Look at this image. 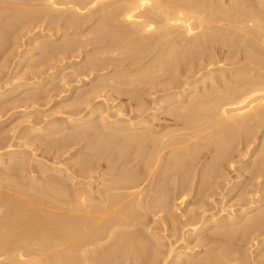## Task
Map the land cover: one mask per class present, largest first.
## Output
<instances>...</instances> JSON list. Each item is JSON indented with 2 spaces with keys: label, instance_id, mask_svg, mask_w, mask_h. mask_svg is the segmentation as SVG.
<instances>
[{
  "label": "bare ground",
  "instance_id": "bare-ground-1",
  "mask_svg": "<svg viewBox=\"0 0 264 264\" xmlns=\"http://www.w3.org/2000/svg\"><path fill=\"white\" fill-rule=\"evenodd\" d=\"M14 3L16 5L19 4L20 7H22L21 4L26 6H23L25 9H21L18 6L21 9L18 8L21 13L28 11L22 14L19 11H13L15 13L12 14V10H14L12 7V10H10L11 16L9 14L8 21L3 16L5 18L2 22V16L0 15V22L11 23V19L12 21L15 19L17 21L25 19L26 16L30 20V15L31 17L33 15V17H37L36 15H38L37 23L39 22L38 24H40L41 22V26L48 22L52 28L48 24L45 25L46 28L49 27V29L53 30V25L60 20V23L63 22L62 24L66 27H64V30H62L63 27H59L58 30L55 27L54 29L56 30H53L55 31L54 34L56 32L60 34V38L62 39L60 40V44L55 43L57 39H54L51 34L46 35V38V28L40 32L35 31L36 33L30 35L29 43L32 45L33 51L40 49L39 51L45 54V56L40 54L45 58H42L41 61L39 59L36 62L38 56H40L38 54L37 59L33 61L34 63L36 62L34 66L33 63H30V65L27 62L31 66V70L33 71L34 69L36 71H30L29 66L25 67V70L29 71L30 74L32 72L34 75L31 74V76L33 75L32 77H35V79L32 78V81L20 82V85L16 84L10 88H6V91L0 92V97H3V94L15 92L20 86H23L24 89L37 88L47 79H52L58 71L67 74L68 71H65V68L70 69L68 72L70 74L69 77L72 75L74 78L78 77L80 82L81 79L85 81L89 80L96 69H98L97 71L102 70L101 72L104 73L96 76V82L106 78V81H101V86L107 83L108 80L113 88L110 89L114 91V87H117L114 91L117 92V95L120 90L122 91V86L119 85L121 87L119 88L113 84L123 83L122 85H124V83H127L130 86L132 81H138L140 82L139 85H141L143 83L142 80L145 84L136 97H134L136 94L134 92L135 89L134 91L131 90L135 93L134 96L130 93L131 91H128L130 95L127 92V95L131 96L130 98L134 100V103L133 101L129 103L130 107L137 104V108L128 109L129 111L131 110L130 112L127 110L128 114H124L127 111L120 104L114 106V109L115 107L116 109L113 111H111L112 108L107 109L106 107L105 110L100 108L99 110L97 107L95 109L94 106L97 105L99 107V104H94L93 98L87 99L85 97L86 101L84 100L85 106L83 107H86V109L91 107L89 113L83 115L79 108L80 112H78L82 115L78 117L68 116L62 121H59L60 119L58 121H55L57 119L29 120L26 123L28 125H24L25 129L23 127L21 132L14 135V138L17 140H12L13 143L9 139L11 137H6V139L4 135L0 134L3 136V138L0 137V148H7V151L0 154V161L4 158L9 159L8 164L0 170L2 171L0 174V264H114L120 260L121 264H235L236 262L238 264L240 258L236 257L239 256L233 255L235 254L234 250L233 254L229 253L226 241V239L230 240L228 238L230 236H232L231 239H234L233 234L238 231L235 232L237 229L235 225L233 228L236 227V229L233 230L232 228L230 231L229 228L231 225L239 223L240 219L246 218L242 222L244 223L247 220V223L243 226L240 225L241 223L238 225L241 227L237 229L240 231V235L245 236L248 234V231L250 232L252 229L257 230L258 226L255 228L254 225H258L260 220L262 221V215L264 216L263 209H259L261 212L259 211V214L257 213L256 216L254 214L250 215L252 218L248 216L249 220L246 216L261 206V201H264V187H262L261 191L252 192L253 194H250L251 192L247 190L250 194L249 198L246 199L247 201L245 200V203H242V207L239 208L238 215L236 216H233V213H229L216 217L214 214H208L210 209L205 210L207 209L205 208L201 213L198 212L195 216L193 215L194 217L185 218L183 222H181L182 220L179 221L173 213L170 205V196L173 184L175 186H177L176 184H183L184 187V184L190 181L186 174L190 173L192 169L186 170L189 169L186 167L187 156H192V153L193 155L197 154L193 149L190 154L191 148L195 147L192 145L198 143L200 140H208V142L204 140L203 142L201 141L202 143L197 144L200 149L201 145L205 144L204 146H206L207 142L208 146L209 141H216L222 135L224 137L234 133H241L242 136V132L244 133L243 135L247 134L245 135V139H240L241 142H239L241 144L238 143L242 147L238 146L233 152L228 148L231 153L227 149L228 153L225 154L223 146L221 150V143L217 140L219 146L217 143L216 147H219L221 152H223L218 155L220 152L218 148H213L214 151L218 150L219 152H213L211 149L214 154L212 155L211 153L210 156L215 160H221L219 163L221 167L218 168L220 170L224 169L222 165L226 162L227 165L230 163L231 167L237 163L238 165L234 167L237 170L239 169L240 172L242 169L243 172H246V169H249L250 172L251 170L254 171L252 174L248 173L249 170L247 171V174L251 175H248L251 178L247 179V182H252L256 176L257 178L264 177V136L263 139L256 137L259 128L264 127V0H227V2L224 0H0V13H3L1 9H4L5 12V10L11 7V4L14 6ZM27 7L30 8L26 10ZM15 10L17 9L15 8ZM12 15H14V18ZM26 20L28 19L26 18ZM26 20L23 22L26 23ZM34 21L36 22V20ZM45 21L46 23L42 24ZM57 24V27L58 25L61 26V24ZM5 25L8 26L9 24H1L2 27H0V30L3 32H7L8 29L7 27L5 31L1 29ZM30 25L33 26L32 24H28V26ZM10 26L11 24L8 27ZM70 27H72L71 29L74 27L77 30L68 31ZM21 28L18 29L24 31ZM2 33L1 35H4ZM67 36L71 38L67 39ZM10 41L12 42V39ZM99 42H101V45L96 46L100 44ZM117 42H124L121 47L130 44L129 49L127 48L130 50V54L127 52V56L123 55L124 58H121L120 54L122 52L125 53V47L124 51L120 49L121 53H117L120 55V57L116 55L119 58L114 57L116 50L114 51L115 48L111 44H116ZM89 46H93L94 48H90ZM82 47L86 49L83 50ZM131 48L134 49L132 53L136 52L133 55ZM94 49H97L96 52L93 51ZM90 51H93L91 53H93V57L97 58V60L93 59ZM188 51L200 52L201 54L197 53L198 55L196 54L197 56L195 55L194 57V53L191 54ZM85 52L90 53L91 56H89L92 61L94 60L93 63L96 62L92 65V62L89 63L91 66L88 65V68L87 65H83L87 68L85 69L88 70V74L87 72H84V74L81 71V69L84 70L82 65L76 64L78 60H81L79 56ZM183 52L193 55L194 58L191 60L194 63H188L189 60H186L188 57L184 59L186 55ZM31 54L30 52L23 54L22 61L32 58ZM180 56H184V60L180 59ZM34 57L36 58L35 55ZM189 57L192 58V56ZM228 59L231 61L229 60V62ZM86 61L83 63H86ZM171 61H174V67L176 64H179V66L175 67L177 70L181 69L182 66L180 65L183 64V67H187L186 70L189 73L187 74L186 70L182 68L181 70L186 73L183 71L181 73L179 70L178 72L183 76L179 74L181 77H177L176 75L178 74L173 69L174 73L170 72V74L176 75H174V78L172 77L173 79L170 82L161 87H153L151 81L147 82L143 79L147 76L148 78L146 79H156L158 74L164 71L162 67H169L170 63H172ZM3 63L4 61L0 62V64ZM45 65L46 67H43ZM121 65H124L123 68ZM94 66L96 69L93 68V70L95 69L93 71L92 67ZM120 66L121 68H119ZM4 67L6 68V65ZM50 70L52 71L51 73ZM105 70L107 71L105 72ZM3 71L1 70V72ZM23 72L25 71L23 70ZM23 72L22 74L26 76V73ZM64 73L60 74L61 76L59 75L60 77L57 79V84L59 82L60 87H57L56 83L53 84L56 81H52L54 87H52V84L49 85L51 86L49 92L54 88L62 89L64 83L66 86L69 85L66 83H69L71 80H68L70 79L69 77L65 79L68 75ZM166 73L163 72L162 74L165 75ZM22 74L20 76L16 75L19 78ZM86 74L88 75L86 76L88 77L87 79L84 78ZM115 74L118 75H116L117 78L113 77ZM15 78L18 79L17 77ZM12 80L15 79L12 78ZM5 84L0 85V91L1 88L6 86ZM95 84L100 86V83ZM108 84L105 87L103 86V88H109L110 84L109 87ZM91 85L94 86V84ZM98 86L95 88V91L93 89L95 86L89 87L88 84L87 87H92L93 89H89V92L93 93L94 91L97 93ZM86 89L85 91H87ZM138 91L136 89V92ZM46 92H48V89ZM31 93L30 96L33 94ZM87 93L85 94L84 92V96ZM33 95L35 96V94ZM93 95L95 94L91 96L93 97ZM36 97H38L37 94ZM100 97L102 98V96ZM31 99L33 100L34 98L31 96ZM117 99L115 100L117 101ZM109 107L111 106L109 105ZM11 108H1L0 117H5L4 115ZM75 114L77 115V113ZM162 115L167 116L168 119L166 120L172 121V126L168 127L169 124L161 123L158 125L159 123H156ZM38 134L54 136L51 141L47 139V141L41 142V144H44L41 145L44 150H50L51 148L54 150L56 146L63 150V148L85 142L83 149L89 150H85L86 152L82 150V154L80 152V159L76 161L79 168L78 170L76 169L77 172L76 170L69 172V169L72 168L64 172L65 169L62 166L47 167L43 165V163L45 164L44 161L41 162L37 159L28 158L24 150L15 149V146H25L30 136ZM232 137L237 138L235 136ZM225 139L224 141L227 142L231 138L225 137ZM17 142L20 143L18 144ZM21 142L23 144L27 143L22 145ZM231 143L233 142H228V144ZM254 143L256 145L252 146ZM133 144H137L142 150H146L145 148L149 149L146 156L142 153L145 156L144 159L141 158V154L137 157L135 156L139 154L137 151H140V149L136 152L130 150L129 147ZM234 144H236L235 141ZM233 145L231 147L236 146ZM190 146L191 148H189ZM209 147L204 148L202 146L203 150H207L206 148H208V151L211 148ZM127 148L130 152H133L131 156L123 153ZM131 148L134 151L137 149H133L134 147L132 146ZM186 148L190 149H188L190 151L189 154L185 155L186 151L184 154L182 153L186 162L185 160L180 162L182 164L183 162L186 163L184 165L186 172L183 171L185 173L182 175L179 171L181 175L178 173V176L175 172L176 169L181 170L183 168V166L181 169L179 168V161H181L179 157H183L180 156L181 154L179 153L181 151L179 150H185ZM199 149L198 151L202 153L203 150ZM128 150H126V153L129 152ZM202 154L199 162L202 161L205 155L204 151ZM122 155L123 157H121ZM13 156H17V158ZM169 156L175 158V161L173 162V159ZM139 157L143 160V167L146 163L148 165L143 169H140L139 165H136L139 168L137 170L134 164L136 160H139ZM168 157L170 160L172 159L171 161L174 164L170 162L169 165ZM192 157L188 158H190L189 160L192 159V165L197 161V166L195 165V169L197 170L200 166L198 165L197 156H194L195 158ZM235 157L240 158V160H235L234 162L233 158ZM210 159L209 163L211 162ZM201 163H204V161ZM207 163H205L206 166L203 167V171L207 168L208 170L209 168L212 170L217 165L213 161L212 163L215 165L213 164L212 168ZM131 164L135 166L133 168L136 171H131L132 173L126 171L125 173L128 175L125 176L122 175V172H115L118 171L117 169L120 168L121 170V168ZM38 165L42 171L39 172L43 173V182L33 181L27 183L22 179L26 188L23 186L22 181L23 188H21L22 186L19 185L21 182L17 181L20 180L17 179L18 176L24 174L27 167L37 169ZM94 168L108 170L109 172L106 173L107 176L105 175L104 180L110 174H113L108 179L109 181L113 180V182L100 184L102 186H97L95 182H85L83 177L86 174L81 175V173L84 174ZM225 168L228 167L225 165ZM35 169H33L34 172L37 171ZM214 169L216 170V168ZM233 170L235 171V169ZM112 171L113 173H111ZM218 172L216 171L217 175H219ZM108 173L110 174L108 175ZM191 173L196 174L197 172ZM201 173H203L204 177H207H205L206 180L211 179L213 180L212 182L216 180L214 179L216 175L213 178V174H210L211 176L208 174L209 176H207L205 172ZM118 174L122 177H119ZM195 174L193 178L197 175ZM238 174V176L242 175L241 173ZM200 175L199 173L197 176L200 177ZM222 175L225 176V174ZM217 178L220 179V175ZM223 179L225 180V178ZM260 180L264 182V178H260ZM200 181H203V179ZM220 210L223 211L224 209ZM160 212H165L166 215L152 219V217H155ZM152 223L157 224L161 228L155 225L158 229V231H155V226ZM168 224L170 225L167 226ZM210 225H215L217 229L212 230L213 232H210L211 235L209 233L206 234L205 236L208 235L207 237L201 236L203 240L200 238L195 244L207 246L215 244L216 246L211 245L209 248L206 247L208 250L204 253H207V255H203L199 260L194 256L195 253L190 248L191 240L199 238L202 232L210 228ZM236 235L239 234L237 233ZM244 236L240 237L244 238ZM245 238H248V235ZM238 239L240 240L241 238L238 237ZM238 239L235 241H238ZM224 243H227L226 246ZM231 244L233 245L234 243ZM208 253L210 254L209 256ZM211 253L218 255L217 257L213 254L211 256ZM231 255L234 256L232 257L233 259ZM237 259L239 260L237 261ZM186 261L189 263H185Z\"/></svg>",
  "mask_w": 264,
  "mask_h": 264
},
{
  "label": "rangeland",
  "instance_id": "rangeland-1",
  "mask_svg": "<svg viewBox=\"0 0 264 264\" xmlns=\"http://www.w3.org/2000/svg\"><path fill=\"white\" fill-rule=\"evenodd\" d=\"M224 1H226L227 2V0H224ZM15 4V3H14ZM16 5V4H15ZM14 5V6H15ZM22 5V7H20L19 6V4L18 5H16L15 7L14 6H12V4H11V7H9L7 10H5V12H4V9L2 10L1 9V11L3 12V13H0V15L2 16L1 17V21L3 22L4 21V18H5V20H7L8 21V17H9V14H10V16H11V12H10V10H12V9H14V10H12V14H14L13 13V11H19L20 12V10L21 9H25L23 6H25V5H23V4H21ZM21 8H19V7ZM13 7V8H12ZM26 7V6H25ZM12 8V9H11ZM15 8L17 9V10H15ZM20 10H19V9ZM28 8H30V7H27L26 8V10L28 9ZM8 10H9V12H8ZM23 11H25V10H23ZM28 11V10H27ZM27 11H25V12H27ZM18 12V13H19ZM25 12H22V13H25ZM21 13V12H20ZM19 13V14H20ZM21 13V14H22ZM4 14V15H3ZM20 14V15H21ZM27 14V13H26ZM16 15V14H15ZM3 16H5V17H3ZM17 16V15H16ZM34 16V15H33ZM31 17V15L29 16L31 19L29 20V18L26 16V18L29 20H26V18L25 19H20V20H17L16 21V19L15 20H13L12 21V19L10 20L11 21V23H9V22H5L6 24L8 23L9 25L11 24V26L10 27H8V26H6L5 25V27L4 28H1V29H3L4 31H5V29H6V27L8 28L7 29V32L5 33V32H3V31H1V33L2 34H4V35H1V33H0V39H1V41H0V62L2 63L3 61H4V65L3 64H0V75H1V77H0V85H2V84H5L4 86V88H1V91L0 92H4V91H6L7 89L6 88H10V87H12L13 85H16V84H18V85H20V82L21 83H24V82H26V81H32V76L34 75L32 72L33 71H36V70H34L33 69V71L31 70V66H29V64L30 63H33V66H34V64H36V62H38L39 61V59H40V61L42 60V58H45V57H42L41 55H43V56H45V54L44 53H41V51H39L40 49H36V51L34 50L33 51V47H32V45H30V41H29V39H30V35H32L33 33H36L37 31L38 32H40V31H42V29L44 30L45 28H46V26L45 25H47L48 24V26H51V24H49L48 22H47V24H45V25H43V26H41V22H40V24H38L37 23V17H39L38 15H36L37 17ZM12 17L14 18V15H12ZM11 17V18H12ZM25 20H26V23H24L25 22ZM34 20H36V22L34 21ZM15 21V22H14ZM24 21V22H23ZM31 22V23H28V22ZM2 22H0L2 25L3 24H5V23H2ZM21 23H24V24H21ZM32 24L33 26H28V24ZM44 23H46V21L45 22H43L42 24H44ZM61 24V26H59L58 24ZM56 24L58 25V27L56 26V24H54L53 25V27L55 28H57V30L59 29V27L60 28H62V30H64V27H66V26H64V24H62L63 22H61L60 23V20L57 22ZM1 24H0V27H2L1 26ZM27 26H26V25ZM25 25V27H23ZM40 25V26H39ZM63 25V26H62ZM45 26V27H44ZM16 27V28H15ZM21 28V29H24V31L23 30H20V29H18V28ZM31 27V29H29ZM32 27H34V28H32ZM41 27V28H40ZM86 27V26H85ZM15 28V29H14ZM26 28V29H25ZM48 28V29H47ZM46 29H45V36L46 35H48V34H51V35H53L52 37L54 38V39H57V41H55V43H57V44H60V40H62L61 38H60V34H58L57 32H56V34H58V35H56V34H54L55 33V31H53V30H56V29H54L53 28V30L51 29L52 28V26H51V28L49 29V27H47ZM67 28H68V26H67ZM66 28V29H67ZM72 27H70L69 28V30L68 31H74V27H73V29H71ZM84 28V27H83ZM9 29H10V32H9ZM18 29V30H17ZM28 29V30H27ZM65 29V30H66ZM14 32H13V31ZM46 30H47V32H46ZM61 30V29H60ZM59 30V31H60ZM75 30H77V29H75ZM22 31V32H21ZM31 31V32H30ZM34 31V32H33ZM36 31V32H35ZM52 31V32H51ZM13 32V33H12ZM19 32H21L20 34L18 33V35H17V33ZM25 33V36H24V33ZM15 33V34H14ZM27 33V34H26ZM54 35H56V36H54ZM4 36V37H3ZM10 36V38H8ZM14 36H16V37H14ZM18 36H20V37H18ZM45 36H43V37H45ZM69 36H73V35H69ZM69 36H67L66 38L67 39H69V38H71V37H69ZM18 37V38H17ZM46 38H47V36H46ZM5 39H6V41H5ZM12 39V42L10 41ZM23 39V40H22ZM8 40V41H7ZM14 40H17V41H14ZM5 41V42H4ZM10 41V42H9ZM220 41H222V39H220ZM28 43V44H26V43ZM128 42V41H127ZM4 43V44H3ZM8 43H10V44H8ZM13 43V44H12ZM20 45H18V44ZM25 43V44H24ZM63 43V42H62ZM100 44H97L96 46H100L101 45V42H99ZM120 44V45H118V44ZM116 44H111V45H113V48H115L114 49V51L116 50V54H115V56L114 57H120V55H121V58H124V56L123 55H126V53L128 52L129 54H130V50H128L129 49V47H130V44L129 45H127V43H126V45L128 46H125V45H123L124 47H121L122 46V44L124 43V42H117ZM129 43V42H128ZM7 44V45H6ZM23 44H24V47H23ZM5 45V46H4ZM18 45V46H17ZM22 45V46H21ZM102 45H103V43H102ZM116 45H117V47L118 46H120V47H116ZM13 48H12V47ZM15 46H16V48H15ZM31 46V47H30ZM34 46V45H33ZM2 47V48H1ZM90 48H92L93 46H89ZM126 47V49H125V53H121V50L122 51H124V48ZM132 47V46H131ZM20 48V49H19ZM32 48V49H31ZM83 48V50H85L84 49V47H82ZM94 48V47H93ZM123 48V49H122ZM128 48V49H127ZM10 49V50H9ZM12 49V50H11ZM20 50V51H18V50ZM32 51H31V50ZM35 49V48H34ZM121 49V50H120ZM89 50V49H88ZM96 50L97 49H94L93 51H95L96 52ZM132 50L134 51V49L133 48H131V53H132ZM189 50V49H188ZM12 51V52H11ZM23 51V52H22ZM93 51H90V53L91 52H93ZM113 51V50H112ZM208 51V50H207ZM206 51V52H207ZM18 52H20V53H18ZM27 52H30V56L33 58H29V60H25V61H22V59H23V54H25V53H27ZM40 52V53H39ZM119 52V53H118ZM189 52V51H188ZM205 52V53H206ZM8 53H9V55H8ZM37 53V54H36ZM90 53L88 54V53H82L80 56H79V59H81V60H78L77 61V63L76 64H80V65H82V68L84 69V70H82L81 69V71H83V73L85 72H87L88 70H86L89 66H91L92 64H94V63H96V62H94L93 63V61H92V59H91V55L93 54V53H91V55H90ZM120 54V55H118V54ZM134 53V52H133ZM133 53H132V55H133ZM136 53V52H135ZM134 53V54H135ZM189 53H191V54H193L194 55V57H195V55L197 54V53H199V54H201L200 52H189ZM208 53V52H207ZM14 54V55H13ZM20 54V55H19ZM38 54L41 56V58H39L40 56H38ZM88 54V55H87ZM129 54H128V56H129ZM183 54L184 55H186V57H184V56H180L181 58L180 59H183V57H184V59H186L187 57L189 58H187L186 60H189V62L188 63H194L193 62V60H191V59H193L194 57H193V55H188V53L186 54V53H184L183 52ZM182 54V55H183ZM34 55L36 56V58L34 57ZM90 55V56H89ZM116 55H118V56H116ZM131 55V56H132ZM180 55H181V53H180ZM198 55V54H197ZM196 55V56H197ZM18 56V57H17ZM22 56V57H21ZM30 56H28V57H30ZM37 56H38V59H37ZM84 56V57H83ZM88 56V57H87ZM109 56V55H108ZM127 56V55H126ZM130 56V57H131ZM189 56H192V58L191 57H189ZM92 57H93V55H92ZM118 57V58H119ZM86 58H90V59H86ZM120 58V59H121ZM125 58H128V57H125ZM4 59V60H3ZM34 59H37L36 60V62L34 63L33 61H35ZM78 59V58H77ZM93 59H95V57H93ZM183 59V60H184ZM90 61V62H88L87 63V61ZM95 60H97V58L95 59ZM191 60V61H190ZM230 59H228V61H229ZM231 60H233L232 58H231ZM230 60V61H231ZM80 61V62H79ZM84 61H86V63H83ZM229 61V62H230ZM5 62H6V64H5ZM29 64H28V63ZM82 62V63H81ZM92 62V63H91ZM125 62H128V61H125ZM172 63H170V68L168 67V66H163L162 67V70H164V71H162L161 72V74H158V77L155 79H151V78H149V79H146V78H148V76L146 77V78H143L145 81H151V83L153 84V87H161L162 85H166V83H168V82H170L173 78H174V75H176V74H170V72L172 73L174 70H175V73H177L178 75H176L177 77H181V76H183L181 73H182V71L183 70H186L187 69V67L186 68H184L183 66V64L182 65H180V66H182L181 67V69L183 68V70H181L180 68L177 70L175 67L176 66H179V64H176V66L174 67V65H175V63H174V61H171ZM176 62V61H175ZM226 62V61H225ZM15 63V64H14ZM89 63H91V65H89ZM178 63V62H177ZM2 65H3V67H2ZM6 65V68L4 67ZM7 65H9V66H7ZM31 65V64H30ZM83 65H87V68L85 67V66H83ZM89 65V66H88ZM125 65V64H124ZM124 65H121L122 66V68H123V66ZM13 68H12V67ZM22 66V67H21ZM29 66V67H28ZM32 66V67H33ZM121 66L119 67V68H121ZM126 66V65H125ZM185 66H186V64H185ZM8 67V68H7ZM10 67V68H9ZM28 67V68H30L29 70L30 71H32L31 72V74H33L32 76H31V74H30V72L29 71H27V70H25L26 68ZM43 67H46V65L45 66H43ZM97 67V66H96ZM169 68V69H166V68ZM86 68V69H85ZM93 68H95V66L94 67H92V70H93ZM98 68V67H97ZM178 68V67H177ZM12 69H13V71H12ZM18 69V70H17ZM25 71V72H23V70ZM96 69V68H95ZM94 69V70H95ZM174 69V70H173ZM1 70H4L3 72H1ZM65 71L67 70L68 72H69V68L67 69V68H65L64 69ZM93 70V71H94ZM98 69H96L95 71H94V74H93V76L89 79V80H82L81 79V82H80V80L78 79V77L75 79L74 78V76L72 75L71 77H69L70 76V74L67 72V74H65L64 72V74L65 75H68V76H66L65 77V79H67V77H69L70 79H68L70 82L68 83H66L68 86H66L65 85V83H64V87L61 89H53L52 91H51V89H50V91L52 92H49V88L51 87V86H49V85H51L53 82L52 81H56V82H54L53 84H57V79L61 76L60 74H63L62 72H60V71H58L57 72V74L52 78V79H47L43 84H41V85H39L37 88H28V89H24V87L22 86H20V87H18L17 88V90L15 91V92H13V93H11V94H3L2 96L3 97H0V110H1V108H3V107H8V108H11V109H9V112L6 114V115H4L5 117H0V118H2V119H0L2 122H4V123H2L1 121H0V134L1 135H4V138H9V137H13V139H11V138H9L11 141L12 140H17V139H15L14 138V135H16V134H18L19 132H21L23 129V127H24V125L25 126H27L28 124H26L29 120L31 121V120H35V119H37V120H42V119H48V120H55V119H57V120H55V121H58L59 119V121H62L64 118H66V117H68V116H71V117H78V116H80V115H84L85 113H89V111L91 110V107H87L88 109H86V107H83V106H85V99L87 98H90V99H94V104H99V107L96 105V106H94L95 107V109H104L105 110V107L108 109V108H112L111 109V111H113V110H115L116 109V107H115V109H114V106H116V105H118V104H120V105H122V107L123 108H125V110L127 111L128 109H135V108H137L136 107V105L137 104H134V106L133 107H130V104L129 103H132V101H133V103H134V100H132L130 97L131 96H129L130 94H129V92L128 91H134V89H135V93L134 92H130V93H132V95L134 96V94H135V96L134 97H136L137 96V93H139L142 89H143V86H144V84H145V82L142 80V82L143 83H141V85H139V83L140 82H138V81H135V82H131V83H133V84H131L130 83V86H129V84L127 85V83H124V85H122V84H113L114 86H118L119 88H121L120 86H122V91L120 90L119 91V89H117L118 91H119V94L117 95V92H114L115 91V89L117 88V87H114V91L112 90L113 88L111 87V84L109 83V81L107 80V83H104V87L106 86V84H110V87H109V84H108V87L109 88H107V89H110V88H112V89H110V90H108V91H106L107 89L106 88H103V86H101V84H102V82L101 81H106V78L105 79H103V80H101V81H98V82H96L97 81V77L96 76H98V74L99 75H101V74H103L104 72H101L100 70L99 71H97ZM165 70H168V71H165ZM181 71V73H179L178 71ZM18 71V72H17ZM37 71H39V70H37ZM80 71V72H81ZM91 71V70H90ZM107 70H105V72H106ZM7 72V73H6ZM12 72H14V73H12ZM16 72V73H15ZM22 72L23 73H26V76H24V74H22ZM52 71L50 70V73H51ZM166 73V72H168V73H166L165 75H163L162 73ZM183 72H185V71H183ZM186 72H187V70H186ZM185 72V73H186ZM22 74V76L21 77H19L18 78V76L17 75H21ZM84 73V74H85ZM97 73V74H96ZM174 73V72H173ZM189 73V71L187 72V74ZM17 74V75H16ZM28 74H29V76H30V78H29V76H28ZM83 74V75H84ZM87 74H88V72H87ZM85 75V77L84 76H82V77H84L85 79H87L88 77H86V76H88V75ZM96 74V75H95ZM171 76H170V75ZM179 74H181V76L179 75ZM184 74V73H183ZM12 75V76H11ZM14 75V76H13ZM60 75V76H59ZM95 75V76H94ZM116 75L117 74H115V76H113V77H116ZM150 75V74H149ZM28 76V77H27ZM118 76V75H117ZM7 77V78H6ZM11 77V78H10ZM15 77H17L18 79H16ZM38 77V76H37ZM40 77V76H39ZM95 77V78H94ZM166 77V78H165ZM173 77V78H172ZM176 77V78H177ZM6 78V79H5ZM12 78H14L15 80H12L11 81V79ZM28 78V79H27ZM56 78V79H55ZM72 78V79H71ZM117 78V77H116ZM21 81H20V80ZM29 79H31V80H29ZM33 79H35V77L33 78ZM54 79V80H53ZM107 79H109V78H107ZM151 79V80H150ZM166 79H168V80H166ZM4 80V81H3ZM18 80V81H17ZM79 82H78V81ZM115 80V79H114ZM11 81V82H10ZM67 81V80H66ZM51 82V83H50ZM89 82V83H88ZM93 82V83H92ZM100 83L99 85L100 86H98V84L96 85L95 83ZM161 82H162V84H161ZM165 83V84H164ZM52 84V87H54V85ZM88 84H89V87L90 86H92V87H94L93 89H94V91L96 90L95 88L98 86V88H97V93L96 92H94L93 91V93L92 92H89L90 90L89 89H92V87L91 88H89V87H87L88 86ZM91 84H94V86L93 85H91ZM8 85V86H7ZM48 85V86H47ZM60 84H59V82H58V84L56 85L57 87H60L59 86ZM62 86H63V84H61ZM120 85V86H119ZM133 85V87H131ZM85 87V88H84ZM100 87V88H99ZM138 87H140V88H138ZM66 88V90H64ZM84 88V89H83ZM86 88H88V89H86ZM103 88V89H102ZM131 88H133V89H131ZM3 89V90H2ZM19 89V90H18ZM32 89V90H31ZM48 89V92H46V90ZM85 89L88 91V93H87V91H85ZM92 89V90H93ZM101 89H102V91H101ZM129 89V90H128ZM136 89L137 90H139L138 92H136ZM45 90V91H44ZM59 90V91H58ZM91 90V91H92ZM34 91V92H33ZM38 91V92H37ZM43 91V92H42ZM112 91V92H111ZM35 94V96L32 94ZM46 92V93H45ZM84 92H85V94L87 93V95H85L84 96ZM104 92V93H103ZM107 92V93H106ZM127 92H128V94L129 95H127ZM30 93L32 94L31 96L34 98L33 100L31 99V96H30ZM38 93H39V95H40V97H39V95H38ZM89 93H92V94H97V96H95V95H93V97L91 96L92 94H89ZM101 93V94H100ZM112 95H111V94ZM36 94H37V96L38 97H36ZM28 95V96H27ZM89 95V96H88ZM5 96V97H4ZM44 96V97H43ZM84 96V97H83ZM100 96H102V98L100 97ZM106 96V97H105ZM112 96V97H111ZM115 96V97H114ZM117 96V97H116ZM129 96V97H128ZM28 97H30V98H28ZM81 97H83V98H81ZM86 97V98H85ZM117 99V101L114 99ZM18 98V99H17ZM100 98V99H99ZM103 98H105V99H103ZM112 100H111V99ZM128 98V99H127ZM24 99V100H23ZM27 99V100H26ZM31 99V100H30ZM37 101H36V100ZM109 99V100H108ZM134 99V98H133ZM22 100V101H21ZM77 100V101H76ZM83 100V101H82ZM85 100V101H84ZM16 101V102H15ZM24 101V102H23ZM29 101V102H28ZM76 101V102H75ZM104 101V102H103ZM106 101V102H105ZM83 102V103H82ZM100 102H101V106H100ZM19 103V104H18ZM29 103V104H28ZM77 103V104H76ZM78 103H80L79 105H78ZM103 103V104H102ZM125 103V104H124ZM15 104V106H13ZM21 104V105H20ZM28 104V105H27ZM83 104V105H82ZM105 104V105H104ZM19 105V106H18ZM24 105V106H23ZM81 105V106H80ZM109 105L111 106V107H109ZM80 106V107H79ZM18 107V108H17ZM19 107H21V108H19ZM97 107V108H96ZM81 109V113H79L80 112V109ZM83 108V109H82ZM99 109V110H100ZM11 110V111H10ZM84 110V111H83ZM79 111V112H78ZM83 111V112H82ZM129 111V110H128ZM125 112L124 114H128L129 112ZM11 112V113H10ZM63 112V113H62ZM71 112V113H70ZM77 113V115L75 114V113ZM68 113H69V115H68ZM73 113V114H72ZM79 113V114H78ZM133 114V113H132ZM76 115V116H75ZM163 118V119H162ZM28 119V120H27ZM165 119V120H164ZM166 119H168L167 118V116L166 115H162L161 116V118H160V120H158V121H156V123L158 124V125H160L161 123H165V124H169V126L168 127H170V126H172L171 125V123H172V121L170 122L169 120H166ZM5 120V121H4ZM7 120V121H6ZM27 120V121H26ZM161 121V122H160ZM163 121V122H162ZM169 121V122H168ZM2 123V124H1ZM78 126H82V125H78ZM17 129V130H16ZM24 129H25V127H24ZM14 131V132H13ZM9 134V135H8ZM240 134V135H239ZM239 134H237V133H234V134H231L232 136H235V137H237L236 139L235 138H233L231 135H227V136H224L223 137V135H222V137L221 138H218V139H216V141L214 140V141H209V145L207 146V142H208V140H205V141H207L206 142V146H204L205 144H203V145H199L200 146V149H202L203 150V148H202V146L205 148V147H209L210 148V152L208 151V148H206L207 150H203L204 151V156H203V158H202V161H200L199 162V160L201 159V154L203 153V151H202V153L200 152V151H198V149H199V147L197 146V144H200V143H202L203 141L202 140H200V141H198V143H196V144H194V143H192V144H194V145H192V146H195V147H193V148H191V146L189 147V148H191V152L190 151H188V149L186 150H179V151H181V153H179V154H181L180 156H183V154L185 153V151H186V154L185 155H187V154H189V152H190V154L192 153V149H193V151H195V152H197V154L196 155H193V153H192V156H187V164L185 163L186 162V159H184L185 157L183 156V157H179L180 158V160L181 161H179V168L181 169L182 168V166H183V170L181 171V170H179V169H176V173L178 174H180V172H181V174L183 175L185 172H186V170L188 171V170H191V172H194V171H196L197 173V175H199V173L201 174L200 175V177L199 176H197L195 173H191L190 171V173L192 174H190V173H187L186 175H187V177L189 178V180L190 181H188V182H186L187 184H184V187H183V184H176L177 186H175V184H173V186L171 187V189H172V191H171V196H170V205H171V209H172V211H173V213L177 216V218L179 219V221H181V222H183L184 221V219L186 218V219H189V218H191V217H194L196 214H198V212L199 213H201L205 208H207V209H205V210H209V212H208V214H214V215H216V217L218 216H222V215H225V214H232L233 213V216H236V215H238V210H239V208L240 207H242V203L244 202L245 203V200L246 199H248L249 198V195L250 194H253L254 192H256V191H261L262 190V187H264V182L262 181V180H260V178L262 179V178H264V177H258L257 178V176H256V180L255 179H253V181L252 182H247L248 180L247 179H249V178H251V177H249V176H251V175H249V174H252V173H254V171H252L251 170V172H250V170L249 169H246L247 171L249 170V174H247V171L246 172H243V169L241 170V172H240V170L238 169H236L235 167L238 165L237 163H235L232 167H231V164L230 163H228V165H227V162L226 163H224L222 166H224V169H222V170H220L219 168L221 167L220 165H219V163L221 162V160L220 159H213L211 156H210V154L212 153V151L213 152H215V151H217V152H219L218 153V155L220 154V153H222L223 151H225L224 153L226 154V153H228L227 151H229L230 152V150L228 149V148H230L231 150H232V152L234 151V149H237V147L239 146H241V145H239V144H241L240 142H241V140H243V138L245 139L246 137H245V135H247V134H245V135H243L244 133L242 132V136H241V133H239ZM0 135V137H2L3 138V136H1ZM45 136H47V137H45ZM263 136H264V127L262 128H259V130H258V132H257V135H256V137L257 138H262L263 139ZM54 136H49V135H43V134H38V135H34V136H30L28 139H29V141H28V143L27 142H25V143H27L26 145H25V143L23 144V142H21L22 143V145H25V146H19V147H17V146H15V149H17V150H24L26 153H25V155L28 157V158H33V159H37V160H40L41 162L42 161H44L45 162V164L43 163V165H46L47 167H50V166H62V167H64V172H67L66 170L67 169H69V168H72V169H69V172L71 171V172H74L76 169L78 170L79 168H78V165H77V159H80V155L83 153V152H86L85 150H89V149H83V144L85 143V142H82L81 144L80 143H78L77 145L76 144H74V145H72V146H70V147H68V148H63V150H62V148L60 149V148H58L57 146V148L55 149L54 148V150H53V148H51L50 150H44V148H43V146H41V145H44L43 143L41 144V142H45V141H47V139H48V141H51V140H53L52 138H53ZM225 137L226 138H231L230 139V141L231 142H233L234 143V141L236 142V144H234V145H236V146H234L233 145V143H231V144H228V142H230L229 140L226 142V141H224V139H225ZM6 138V139H7ZM51 138V139H50ZM224 138V139H223ZM239 138V139H238ZM42 139V140H41ZM44 139H46V140H44ZM50 139V140H49ZM238 139V140H237ZM241 139V140H240ZM261 139V140H262ZM44 140V141H43ZM217 140H219V143H221L220 145H221V150H222V146H223V151L221 152V150L219 149V147H216L217 146V143H218V141ZM225 140H227V139H225ZM234 140V141H233ZM202 141V142H201ZM221 141V142H220ZM225 142V145L227 146H225L224 145V142ZM240 141V142H239ZM14 142H16V141H14ZM31 142V143H30ZM194 142V141H193ZM212 142H216V143H212ZM259 142V141H258ZM11 143H13V141L11 142ZM18 143V142H17ZM20 143V142H19ZM18 143V144H19ZM190 143V144H191ZM219 143H218V146H219ZM227 143V144H226ZM239 143V144H238ZM256 144H257V142H255ZM252 144V146H255L256 144ZM40 144V145H39ZM215 144V145H214ZM135 145V146H134ZM228 145H230V146H228ZM234 146V147H231V146ZM132 147H134L133 149H135V148H137L138 147V145L137 144H133V145H131ZM131 146L129 147L130 148V150L131 151H133V152H136L137 150H139L140 148L138 147L135 151L134 150H132V148H131ZM137 146V147H136ZM213 146V147H212ZM251 146V147H252ZM38 149H37V148ZM182 147V146H181ZM225 147V148H224ZM242 147V146H241ZM143 148V147H142ZM145 148V147H144ZM213 148H215V149H217L218 148V150H215L214 151V149ZM233 148V149H232ZM2 149V150H1ZM146 150H142V149H140V151H146V152H140V151H137L139 154L138 155H135L136 157L137 156H139L140 154L142 155V153H143V155H145L146 156V154H147V152H149V149L148 148H145ZM197 149V150H196ZM199 149V150H200ZM211 149H212V151H211ZM228 149V150H227ZM62 150V151H61ZM82 150H83V152H82ZM126 150H128V148L126 149ZM124 151L123 153H125L126 155L128 154V156H131L132 155V153L133 152H130V150H128L129 152H130V155H129V152L128 153H126L127 151ZM227 150V151H226ZM5 151H7V148L5 149V148H0V154L1 153H3V152H5ZM29 153H28V152ZM50 151V152H49ZM61 151V152H60ZM188 151V152H187ZM80 152H81V154H80ZM194 152V153H195ZM208 152V153H207ZM58 153H59V156H58ZM145 153V154H144ZM183 153V154H182ZM199 153H201V154H199ZM231 153V152H230ZM80 154V155H79ZM135 154V153H134ZM133 154V155H134ZM199 154V155H198ZM209 155L208 157H207V155ZM214 153H212V155H213ZM77 155V156H76ZM125 155V156H126ZM142 155V157L141 158H145V156H143ZM203 155V154H202ZM194 156H197V159H198V165H200L198 168H197V170L199 171H197L196 169H195V165L197 164V161L195 162V163H193V165H192V159L191 160H189L190 158H188V157H192V158H195ZM199 156V157H198ZM206 156V157H205ZM13 157H15V158H17V156H13ZM121 157H123V155L121 156ZM139 157V160H136L135 161V166L137 165H139L138 167H140V169L142 168H144L146 165H148L146 162V164H144V167H143V165H142V159ZM170 157V156H169ZM168 157V158H169ZM168 158H167V160H168ZM170 158H172V157H170ZM170 158H169V165H170V162H172L171 160L173 159V162L175 161L174 159L175 158H172L171 160H170ZM200 158V159H199ZM210 158H212V159H210ZM237 158V159H236ZM56 159V160H55ZM57 159H59L58 161H57ZM74 159H75V161H74ZM138 159V158H137ZM209 159L211 160V162L209 163ZM234 159V162H235V160H240V158H238V157H235V158H233ZM233 159H232V161H233ZM8 160L9 159H7V158H4L3 160H1L0 161V170H2L7 164H8ZM49 160V161H48ZM182 160H185V162H183V164L182 163H180V162H182ZM189 160V161H188ZM215 162V164L217 163V167L215 166L214 168H216V170L213 168V164L214 163H212L213 161ZM141 161V162H140ZM191 161V162H190ZM204 161V163H201V162H203ZM208 162L207 164H210V165H208L209 167H212L213 169L211 170V168H209V170H211V171H209L208 170V166L206 167L207 169H205V171H203L204 169H203V167L204 166H206V162ZM236 161V162H237ZM7 162V163H6ZM53 162V163H52ZM165 162H166V160H165ZM172 162V163H173ZM57 163V164H56ZM141 165H140V164ZM144 163V162H143ZM163 163H164V161H163ZM171 163V164H172ZM201 163V164H200ZM73 164V165H72ZM174 164V163H173ZM182 164V165H181ZM186 164V167L187 168H189V169H186L185 170V165ZM189 164H191V165H189ZM214 164V165H215ZM230 164V165H229ZM4 165V166H3ZM132 165V164H131ZM129 165V166H127V167H129V168H127V167H124V168H121V170H120V168L119 169H117L118 171H115V172H122V175H128L127 173H125L126 171H128V172H134V171H136V169L135 168H137V170H139V168L136 166H134V165ZM188 165V166H187ZM201 165H203L202 167H201ZM219 165V166H218ZM225 165H226V167H228V168H225ZM39 166V165H38ZM71 166V167H70ZM181 166V167H180ZM197 166V165H196ZM235 166V167H234ZM133 167H135V168H133ZM192 167V168H191ZM194 167V168H193ZM219 167V168H218ZM229 167H230V169H229ZM32 168V167H31ZM29 168V167H27L25 170V173L24 174H22L21 176H18V178L17 179H20V180H17V181H19V182H21L22 181V179L23 180H25V182H29V183H31V182H33V181H35V182H43V177H42V175H43V173L41 174V169H40V166L37 168V169H35V168ZM133 168V170H131ZM223 168V167H222ZM232 168V169H231ZM33 169H35V170H37V171H35L34 172V170ZM74 169V170H73ZM95 169H97V170H95ZM124 170V172H123V170ZM135 169V170H134ZM194 169V170H193ZM233 169H235V171L233 170ZM33 170V171H32ZM77 170H76V172H77ZM120 170V171H119ZM130 170V171H129ZM207 170V171H206ZM31 171H32V173H31ZM39 171H41V172H39ZM94 171H95V173H94ZM180 171V172H179ZM183 171H185V172H183ZM216 171H221L220 173L218 172V174L220 175V179L219 178H217V177H219V175H217V173H216ZM238 171V172H237ZM1 172L2 171H0V174H1ZM107 172H109L108 170H105V169H99L98 170V168H94V169H92V170H88L86 173H84V174H82L81 173V175H85V176H87V177H83V180L85 181V182H95V184L97 183V186H99L100 184H107L106 182H108V183H110L111 181L113 182V180H111V181H109L108 179L109 178H111L112 177V175L113 174H110V173H108V177H106V179L104 180V177H105V175H106V173ZM131 172V173H132ZM201 172H205V175L207 174V176H209L210 174H213L212 175V177L214 178L215 177V175H216V177L214 178V179H216L214 182H212L213 180H206V178L203 176V173H201ZM206 172H208V173H206ZM211 172V173H210ZM225 172V173H224ZM91 173V174H90ZM111 173H113V171L111 172ZM215 173V174H214ZM227 173V174H226ZM230 173V174H229ZM238 173H241L240 175L242 176H238L239 174ZM244 173H246V174H244ZM93 174V175H92ZM121 174V173H120ZM120 174H118L119 175V177L121 176ZM179 174H178V176H179ZM180 174V175H181ZM188 174H190V175H188ZM196 175L195 177L197 178H193V175ZM209 174V175H208ZM222 174H225V176L224 175H222ZM40 175H41V177H40ZM117 175V176H118ZM223 176V178H225V180L223 179V178H221L222 176ZM229 175V176H228ZM249 175V176H248ZM254 175V174H253ZM30 176H32V177H30ZM92 176V177H91ZM107 176V175H106ZM111 176V177H110ZM203 176V177H202ZM211 176V175H210ZM255 176V175H254ZM253 176V177H254ZM27 177H30V178H27ZM89 177V178H88ZM122 177V176H121ZM192 179H191V178ZM211 177V178H212ZM226 177H227V179H229V180H227L226 179ZM229 177V178H228ZM233 177V178H232ZM238 177V178H237ZM91 178H92V180H91ZM180 178H181V176H180ZM179 178V179H180ZM199 178H201V179H203V181H200L201 179H199ZM205 178V179H204ZM30 179V180H29ZM34 179V180H33ZM219 179V180H218ZM221 180H223V181H221ZM232 180V181H231ZM239 180H240V182H239ZM242 180V181H241ZM255 180V181H254ZM103 181H104V183H103ZM209 181V182H208ZM211 181V182H210ZM228 181V182H227ZM257 181V182H256ZM262 181V182H261ZM23 182V186H25V188H26V185H25V183H24V181H22ZM22 182L19 184V185H21L22 186ZM192 182V183H191ZM147 183V182H146ZM205 184H207V185H205ZM179 185H180V188H179ZM182 185V186H181ZM211 185V186H210ZM20 186V187H21ZM23 186L21 187V188H23ZM100 186H102V185H100ZM183 187V188H182ZM24 188V190H26ZM27 188H28V186H27ZM179 188V189H178ZM193 188V189H192ZM29 189V188H28ZM27 189V190H28ZM36 189V188H35ZM182 189H184V190H182ZM189 189V190H188ZM246 189V190H245ZM180 190V191H179ZM187 190V191H186ZM243 190H244V192H243ZM247 190H249L248 192H251L250 194L247 192ZM177 193H176V192ZM183 191V193H181ZM253 192V193H252ZM181 193V194H180ZM174 194V195H173ZM178 197H176V196ZM176 198H175V197ZM172 198V199H171ZM224 200V201H223ZM264 200V199H263ZM247 201V200H246ZM261 206L259 207V208H257V210H254V211H252L250 214H248L246 217H248V216H250V215H253L254 214V216H256V214L258 213L259 214V211L260 210H262L263 212H264V201H261ZM177 204V205H176ZM203 208V209H202ZM224 209L223 211H221L220 209ZM262 208V209H261ZM260 209V210H259ZM191 212V213H190ZM213 212V213H212ZM254 212H256V213H254ZM261 212V211H260ZM216 213V214H215ZM184 214V215H183ZM192 214V215H191ZM164 215H166V213L165 212H160V213H157L156 214V216L155 217H152V219H156V218H158V217H160V216H164ZM194 215V216H193ZM251 217V216H250ZM181 218V219H180ZM252 218V217H251ZM262 221L260 220V222L259 223H261L260 225H259V223H258V225H254V227L256 228L257 226V230L255 231V229H252V230H254V231H252V230H250V232L248 231V234H246L245 236H247L248 235V238H245V236L244 235H240L241 233H239L240 231L239 230H237L238 228L240 229L241 227H239L238 225L240 224V225H244L245 223H247L246 221L243 223L242 221H244L246 218H244V219H240L239 220V223L237 222V223H235V224H233V225H231L230 226V231H231V229L234 227V225L237 227V229H236V227L235 228H233V230L234 229H236V231L235 232H237L239 235H236L237 233H234L233 234V238L234 239H231L232 238V236H230V237H228L230 240H228V239H226V241H227V243H224L225 244V246H226V244H227V250L229 251V253L230 254H233L234 253V251H235V254H233L234 256L236 255V256H239V257H236V258H240V260L239 259H237V261H238V264H264V216L262 215ZM248 220H249V217L247 218ZM3 220V219H2ZM152 225H156L158 228H161L160 226H158L157 224H154V223H152ZM170 224H168L167 226H169ZM155 226V228H154V230L155 231H158V229H157V227ZM210 228H208L207 230H205L204 232H202L201 234H200V237L198 238H196V239H192L191 240V244H190V248L192 249V252H194L195 254H194V256L195 257H197L199 260H200V258L201 257H203V255H207V253H204V252H206L208 249L207 248H209V247H211V245H202V244H195V243H197L198 241L197 240H200V238H202L201 236H205L206 234H208L209 233V235H211V233L210 232H213L215 229H217V228H215V225H210L209 226ZM253 228V227H252ZM219 229V228H218ZM259 229V230H258ZM213 230V231H212ZM232 232H234V231H232ZM253 232V233H252ZM250 233V234H249ZM250 235V236H249ZM208 236V235H207ZM207 236H205V237H207ZM240 236H244V238L243 237H240ZM238 237L239 238H241L240 240L238 239ZM238 239V241H235V240H237ZM242 239H244V240H242ZM202 240H203V238H202ZM197 241V242H196ZM240 241V242H239ZM235 242H236V244H235ZM231 243H234L233 245L231 244ZM214 244V243H213ZM232 246H231V245ZM200 245H202V246H205V247H202V246H200ZM215 245V244H214ZM214 245H212V246H214ZM216 246V245H215ZM229 246V247H228ZM234 246V247H233ZM238 246V247H237ZM240 246V247H239ZM207 247V248H206ZM232 248V250H231V248ZM236 247V248H235ZM260 247V248H259ZM230 248V249H229ZM197 250V251H196ZM230 250H231V252H230ZM234 250V251H233ZM197 252V253H196ZM209 252V251H208ZM242 252V253H241ZM238 253V254H237ZM212 254L213 253H211V256H212ZM217 254V253H216ZM246 254V255H245ZM205 255V256H206ZM210 254L208 253V256H209ZM214 255V254H213ZM218 255V254H217ZM217 255H214L215 257H217ZM233 255H231V258L232 257H234ZM213 256V257H214ZM242 256V257H241ZM197 258H195V259H197ZM243 258V259H242ZM245 258H246V260H245ZM233 259V258H232ZM235 259V258H234ZM118 260H120V259H118ZM121 261V260H120ZM115 262L114 264H118V263H120L121 264V262ZM185 263H189L188 261H186ZM237 263V262H236ZM235 263V264H236Z\"/></svg>",
  "mask_w": 264,
  "mask_h": 264
}]
</instances>
